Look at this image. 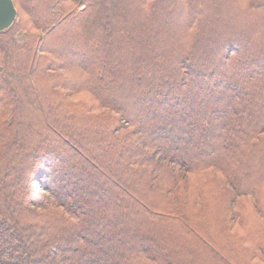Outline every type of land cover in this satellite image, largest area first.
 Segmentation results:
<instances>
[{
	"label": "trees",
	"instance_id": "16d2710c",
	"mask_svg": "<svg viewBox=\"0 0 264 264\" xmlns=\"http://www.w3.org/2000/svg\"><path fill=\"white\" fill-rule=\"evenodd\" d=\"M13 3L0 264H264V0Z\"/></svg>",
	"mask_w": 264,
	"mask_h": 264
},
{
	"label": "rangeland",
	"instance_id": "374dc122",
	"mask_svg": "<svg viewBox=\"0 0 264 264\" xmlns=\"http://www.w3.org/2000/svg\"><path fill=\"white\" fill-rule=\"evenodd\" d=\"M231 8H233V7H231ZM231 8H230V10H231ZM231 17H233V18H231ZM224 20H227L226 17L224 18ZM227 24L228 25L225 26V24H224L223 26L228 27L227 31H230L232 34H237V35L247 34L248 39L246 40L245 43H243L242 48H240V49H242L243 51H246V52H250L251 48L252 47L254 48V46L256 45V41H255L254 37L250 34H259L258 28H257V26H258L257 22L254 19L253 20H245L244 18H242V16L232 12L228 16ZM177 34H178V31L174 27H171V32L169 31V34L167 35L169 37V39H166V40L173 44L172 38L178 39ZM103 44H104V42H103ZM173 45H175V44H173ZM174 50H175V47H174ZM176 50H179V47ZM169 56L170 57L166 56L165 58L166 59H173V58L177 57L175 51H172V52L170 51ZM239 81L241 82L242 79L241 80L239 79ZM234 107H236L234 101L232 99H229L228 100V107H227V109L229 110V112H228L229 115H231V111L235 109ZM230 123L233 125L234 121L232 120V118H230L228 116L227 124H230ZM110 166H111L112 170L115 168V166H113V164L112 165L110 164ZM71 187L72 186H70V188ZM43 192H48V191L43 190ZM119 196L123 200H127L126 199L127 195H125V193H123V194L121 193V194H119Z\"/></svg>",
	"mask_w": 264,
	"mask_h": 264
},
{
	"label": "water",
	"instance_id": "95a60500",
	"mask_svg": "<svg viewBox=\"0 0 264 264\" xmlns=\"http://www.w3.org/2000/svg\"><path fill=\"white\" fill-rule=\"evenodd\" d=\"M17 15L13 0H0V30L9 27Z\"/></svg>",
	"mask_w": 264,
	"mask_h": 264
}]
</instances>
